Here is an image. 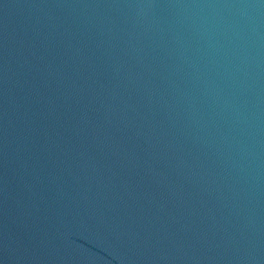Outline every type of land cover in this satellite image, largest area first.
Segmentation results:
<instances>
[{"label": "water", "instance_id": "obj_1", "mask_svg": "<svg viewBox=\"0 0 264 264\" xmlns=\"http://www.w3.org/2000/svg\"><path fill=\"white\" fill-rule=\"evenodd\" d=\"M0 264H264V0H0Z\"/></svg>", "mask_w": 264, "mask_h": 264}]
</instances>
